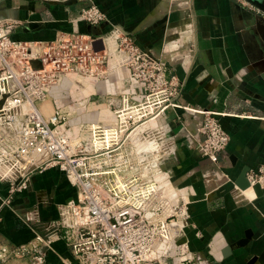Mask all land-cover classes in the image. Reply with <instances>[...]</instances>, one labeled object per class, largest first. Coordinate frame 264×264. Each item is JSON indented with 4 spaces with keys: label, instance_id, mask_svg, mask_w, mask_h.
<instances>
[{
    "label": "built area",
    "instance_id": "2783aa9c",
    "mask_svg": "<svg viewBox=\"0 0 264 264\" xmlns=\"http://www.w3.org/2000/svg\"><path fill=\"white\" fill-rule=\"evenodd\" d=\"M7 1L0 0V182L7 186L0 221L32 176L49 167L64 172L77 195L57 205L56 220L27 211L23 219L34 228V239L13 249L0 246V264L12 256L49 264L58 241L75 264H210L190 248L191 200L171 182L177 141L168 125L154 123L167 108L180 106V80L116 27L99 36L60 30L52 39H14L19 21ZM106 17L94 3L79 14L91 25ZM120 69L142 91L120 88L106 96L102 104L112 119L85 116L93 102L84 88L92 83L98 94L100 83ZM72 86L78 97L67 100ZM185 109L203 115L196 148L218 163L229 133L213 112ZM247 178L250 187L264 190V164L249 169Z\"/></svg>",
    "mask_w": 264,
    "mask_h": 264
},
{
    "label": "crops",
    "instance_id": "0c3cea01",
    "mask_svg": "<svg viewBox=\"0 0 264 264\" xmlns=\"http://www.w3.org/2000/svg\"><path fill=\"white\" fill-rule=\"evenodd\" d=\"M91 3L107 16L98 25L79 19L81 9ZM258 4L257 0H8L6 4L19 21L14 39H52L60 30L99 36L116 27L161 58L168 74L180 80V106L167 108L154 123L168 125L177 141L180 152L171 182L191 200L190 248L210 264H264V195L237 185L244 169L264 164V15L257 11ZM120 88L142 91L127 69L111 72L98 94L87 92L97 110L90 119L114 117L102 100ZM70 90L66 99H76L78 92L71 95ZM186 106L213 112L229 133L218 163L196 148L203 115ZM6 193L7 186L0 182V201ZM76 195L77 188L58 167L34 174L29 188L1 211L0 246L13 249L34 239V228L23 219L27 211L36 209L45 222L56 220L57 205ZM48 259L49 264L76 263L63 241L54 244ZM29 263L28 256H12L4 264Z\"/></svg>",
    "mask_w": 264,
    "mask_h": 264
},
{
    "label": "water",
    "instance_id": "95a60500",
    "mask_svg": "<svg viewBox=\"0 0 264 264\" xmlns=\"http://www.w3.org/2000/svg\"><path fill=\"white\" fill-rule=\"evenodd\" d=\"M259 2L258 5V8L264 10V0H257ZM98 48H100V43L97 44ZM250 168H246L243 170L242 174L240 175L239 179H238V182H237V185L242 188V189H245V188H248L251 186L248 178H247V173L249 171ZM253 189L255 190L257 196H263L264 195V190L260 187V185L256 184L253 186Z\"/></svg>",
    "mask_w": 264,
    "mask_h": 264
},
{
    "label": "rangeland",
    "instance_id": "374dc122",
    "mask_svg": "<svg viewBox=\"0 0 264 264\" xmlns=\"http://www.w3.org/2000/svg\"><path fill=\"white\" fill-rule=\"evenodd\" d=\"M51 1H53V0H51ZM54 1L56 2L57 0H54ZM89 86H90V88H89ZM84 91H85V94H87V92H90V91H92V93L96 94V89L93 87L92 83H90L87 87H85V88H84ZM104 108L107 109L108 112H111L109 108H107V107H104ZM96 109H97V108H96ZM96 111H97V110H94V106L91 105V106L89 107V109L86 110L85 116H88V115H90V116H91V115H94V114H96Z\"/></svg>",
    "mask_w": 264,
    "mask_h": 264
},
{
    "label": "bare ground",
    "instance_id": "6f19581e",
    "mask_svg": "<svg viewBox=\"0 0 264 264\" xmlns=\"http://www.w3.org/2000/svg\"><path fill=\"white\" fill-rule=\"evenodd\" d=\"M249 189H252L254 191V189L252 187L245 188L244 190L249 191Z\"/></svg>",
    "mask_w": 264,
    "mask_h": 264
}]
</instances>
